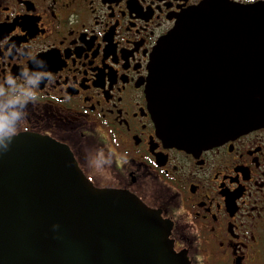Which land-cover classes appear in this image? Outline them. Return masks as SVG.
<instances>
[{"label":"flooded vegetation","instance_id":"af4514ba","mask_svg":"<svg viewBox=\"0 0 264 264\" xmlns=\"http://www.w3.org/2000/svg\"><path fill=\"white\" fill-rule=\"evenodd\" d=\"M199 1L0 0V113L26 112L17 133L66 143L95 185L160 209L189 264H264V126L187 150L151 111V53Z\"/></svg>","mask_w":264,"mask_h":264},{"label":"water","instance_id":"95a60500","mask_svg":"<svg viewBox=\"0 0 264 264\" xmlns=\"http://www.w3.org/2000/svg\"><path fill=\"white\" fill-rule=\"evenodd\" d=\"M148 67L167 143L206 148L263 126L264 2L190 6ZM170 231L133 192L95 186L67 144L28 131L0 139V264H188Z\"/></svg>","mask_w":264,"mask_h":264},{"label":"clouds","instance_id":"9594fccd","mask_svg":"<svg viewBox=\"0 0 264 264\" xmlns=\"http://www.w3.org/2000/svg\"><path fill=\"white\" fill-rule=\"evenodd\" d=\"M35 99V94L31 97V100ZM23 115V117L26 115V112L23 114L13 112L11 117L0 113V139H2L4 136L9 137V142L11 141V138L16 135L17 133V125L16 120L17 118ZM9 144H5L4 150L6 151L8 149Z\"/></svg>","mask_w":264,"mask_h":264}]
</instances>
